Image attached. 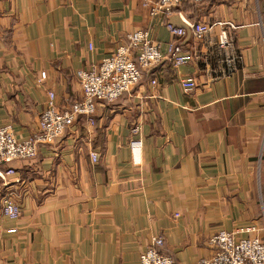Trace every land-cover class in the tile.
<instances>
[{"label":"crops","instance_id":"1","mask_svg":"<svg viewBox=\"0 0 264 264\" xmlns=\"http://www.w3.org/2000/svg\"><path fill=\"white\" fill-rule=\"evenodd\" d=\"M171 17L212 26L176 40L188 63L164 59L99 101L94 123L76 122L0 177V264H141L155 236L175 264H195L222 229L264 237V0H205ZM166 21L143 0H0V127L34 135L49 91L69 107L82 96L77 71L130 32L150 29L167 53ZM9 196L16 220L2 210Z\"/></svg>","mask_w":264,"mask_h":264},{"label":"built area","instance_id":"2","mask_svg":"<svg viewBox=\"0 0 264 264\" xmlns=\"http://www.w3.org/2000/svg\"><path fill=\"white\" fill-rule=\"evenodd\" d=\"M205 0H143L150 7L152 15L162 14L174 41L169 43L167 53L153 38L150 29L140 28L127 35L126 42L119 44L116 50L104 58L95 69H79L76 73L82 87V96L69 107L61 109L56 102V93L49 91L46 107L40 115L39 130L26 139H19L11 124L0 127V175L2 178L16 174L9 166L15 160L31 159L38 155L40 147L51 144L62 136L76 122L85 120L94 123L96 107L99 101L114 102L123 94L140 84L144 72L160 64L164 59L171 60L175 66H181L191 60L189 54L182 52L178 44L186 29L173 25L168 19L177 8L185 4H199ZM197 39H202L212 26L205 22H187ZM230 41L227 33L221 35L222 45ZM152 83L157 84V79ZM182 87L189 92L197 87L196 81L188 78L182 81ZM137 133L140 128L134 129ZM139 146V141H134ZM93 161L98 160L97 152H91ZM6 217L16 220L21 215V207L11 196L2 206ZM11 231H15L12 229ZM165 241L155 236L151 246L142 253L141 264H175L174 259L162 251ZM214 254L199 259L195 264H264V237L240 236L239 232L222 229L210 238Z\"/></svg>","mask_w":264,"mask_h":264},{"label":"water","instance_id":"3","mask_svg":"<svg viewBox=\"0 0 264 264\" xmlns=\"http://www.w3.org/2000/svg\"><path fill=\"white\" fill-rule=\"evenodd\" d=\"M169 21L173 24V25H175V26H177V27H183V28H185L186 29V34L184 35V37H186L189 33H191L192 34V29H191V27L189 26V24L188 23H186L185 25H179V24H176L173 20H172V17L170 16L169 17ZM178 44H182V41H180V42H178ZM0 177H2L1 175H0Z\"/></svg>","mask_w":264,"mask_h":264}]
</instances>
